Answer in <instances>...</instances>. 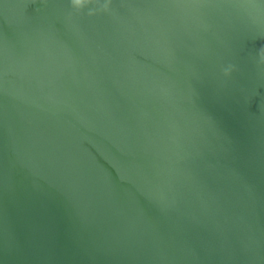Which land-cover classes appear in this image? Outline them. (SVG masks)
Here are the masks:
<instances>
[{
  "label": "water",
  "instance_id": "water-1",
  "mask_svg": "<svg viewBox=\"0 0 264 264\" xmlns=\"http://www.w3.org/2000/svg\"><path fill=\"white\" fill-rule=\"evenodd\" d=\"M0 264H264V0H0Z\"/></svg>",
  "mask_w": 264,
  "mask_h": 264
}]
</instances>
